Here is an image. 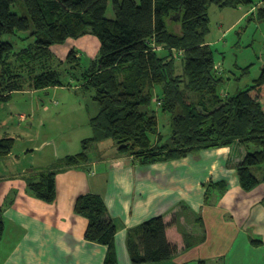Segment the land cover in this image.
<instances>
[{
    "label": "trees",
    "instance_id": "trees-1",
    "mask_svg": "<svg viewBox=\"0 0 264 264\" xmlns=\"http://www.w3.org/2000/svg\"><path fill=\"white\" fill-rule=\"evenodd\" d=\"M21 1L23 15L12 11L18 0H0V104L15 92L78 86L98 108L90 118L93 136L82 141L79 153L65 156L36 180L26 179L31 197L52 204L57 173L87 165L92 145L107 140L119 155L142 166L238 143L245 149L234 168L240 187L250 192L264 183V68L251 86L233 95L219 94L224 79L206 41L210 5L237 8L249 0ZM109 3L112 18L106 17ZM257 17L264 20V7ZM85 35L100 43L86 67L75 49L64 60L52 53V46ZM154 101L170 115L166 143L158 132ZM14 143L0 126V159L11 153ZM74 213L88 221L85 240L108 247L103 264H118L113 247L117 224L103 198L79 196ZM168 225L157 216L130 231L132 264H171L177 246L167 239ZM3 230L0 210V240Z\"/></svg>",
    "mask_w": 264,
    "mask_h": 264
},
{
    "label": "crops",
    "instance_id": "crops-1",
    "mask_svg": "<svg viewBox=\"0 0 264 264\" xmlns=\"http://www.w3.org/2000/svg\"><path fill=\"white\" fill-rule=\"evenodd\" d=\"M99 48L96 37L85 35L54 45L51 51L64 60L75 49L86 67L96 58ZM59 88L62 87L23 92H44L50 96L49 90ZM91 109L93 117L98 113L96 104ZM108 143L104 141L89 149L87 165L59 171L55 178L56 199L47 204L27 193L26 179H38L42 172L56 168L55 163L74 153L62 141V157L55 154L28 163L39 147L17 145L15 139L11 153L0 159V210L4 225L0 264H103L108 247L86 241L88 221L74 213L76 199L89 193L103 198L108 214L117 224L113 247L118 264H132L127 248L130 231L157 216L169 224L167 239L177 246L171 264H264V183L250 192L240 187L234 168L245 154L242 146L234 143L228 148L193 152L211 155L208 163L198 155L215 180H208L213 188L210 195L194 178L195 172L179 170L180 166L174 168L171 161L152 165L154 174L159 169L167 174L162 181L175 177L171 181L178 188L174 201H166L165 196L162 201L160 198L158 202H150L149 167L136 163L132 157L119 155L114 145ZM108 150L113 153H107ZM186 160L199 164L193 157L181 161Z\"/></svg>",
    "mask_w": 264,
    "mask_h": 264
},
{
    "label": "rangeland",
    "instance_id": "rangeland-1",
    "mask_svg": "<svg viewBox=\"0 0 264 264\" xmlns=\"http://www.w3.org/2000/svg\"><path fill=\"white\" fill-rule=\"evenodd\" d=\"M249 1L250 3L242 4L237 8H220L216 5H210L208 8L209 33L206 41L213 52L215 66L224 79L219 86V94L233 95L238 90L251 86L264 68V20L257 17L258 9L264 7V0ZM22 6V1L18 0L12 7V11L23 15L26 11ZM106 17H113L110 3ZM28 34V32L18 33L17 37ZM4 39L9 40L10 37L5 36ZM83 63L86 65L84 59ZM61 75L62 81L66 82L67 77L62 71ZM73 88L51 89L48 92L50 96H46L44 92H18L13 94L7 103L0 104V126L3 135L8 133L9 136L16 139L17 145L33 144L39 147L35 158L27 160L28 163L34 159L45 160L46 157H55V154L62 157L63 153L60 149L62 141L66 142L71 153L75 154L77 151H81L82 141L91 136L93 130L90 118L94 110L91 109L93 102L87 92ZM43 102L44 104H42ZM152 108L157 110L158 132L162 136V143H166L172 131L170 115L163 113L156 106L155 101L152 103ZM20 115L26 117L25 121L21 120ZM28 122H31L32 125H28ZM107 141L108 144L114 145L112 141ZM114 148H116L115 145ZM109 152L108 150L107 153ZM110 153H113V150ZM204 154L198 155L208 163L211 155ZM198 155L191 153L186 157H193L195 163L199 164H190L188 160L181 161L186 157L171 162L175 163L174 168L180 166L179 170L187 169V172L188 170L190 173L195 172L193 173L194 178L200 181L199 184L203 190L210 189V195L213 189L211 182L208 181L212 179L211 174L208 167L202 164V158ZM159 163L160 161H157L145 165L149 167L148 172L152 178L149 180L150 197L148 200L158 202L160 198L162 201V197L166 196V201H174L178 187L171 180H174L175 177H168L167 181H162L167 177V174L161 169L154 174L155 167H152ZM254 173L257 175L256 172ZM159 176L162 177L159 178ZM211 181L215 182L214 179ZM152 205H156V203Z\"/></svg>",
    "mask_w": 264,
    "mask_h": 264
},
{
    "label": "built area",
    "instance_id": "built-area-1",
    "mask_svg": "<svg viewBox=\"0 0 264 264\" xmlns=\"http://www.w3.org/2000/svg\"><path fill=\"white\" fill-rule=\"evenodd\" d=\"M25 119H26V118H25L24 116L21 117V120H22V121H25Z\"/></svg>",
    "mask_w": 264,
    "mask_h": 264
}]
</instances>
